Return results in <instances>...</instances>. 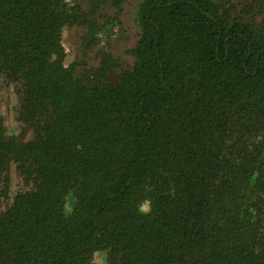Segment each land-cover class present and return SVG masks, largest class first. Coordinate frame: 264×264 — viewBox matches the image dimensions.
Listing matches in <instances>:
<instances>
[{
  "label": "trees",
  "instance_id": "1",
  "mask_svg": "<svg viewBox=\"0 0 264 264\" xmlns=\"http://www.w3.org/2000/svg\"><path fill=\"white\" fill-rule=\"evenodd\" d=\"M126 1L0 0V264H264V0Z\"/></svg>",
  "mask_w": 264,
  "mask_h": 264
},
{
  "label": "rangeland",
  "instance_id": "2",
  "mask_svg": "<svg viewBox=\"0 0 264 264\" xmlns=\"http://www.w3.org/2000/svg\"><path fill=\"white\" fill-rule=\"evenodd\" d=\"M140 0H129V3L126 1L125 11L123 13L122 22L123 25L121 29L117 28L118 31L111 38V46L112 50L115 53V56L121 61L123 65H130L132 63V58L127 52L131 47H133L137 40L138 34L140 31L139 24L136 20V6ZM114 31V30H113ZM76 30L67 31L65 33L66 40L65 43L68 46L69 50L72 51L70 53V61L74 58L77 53L76 47L72 44V35H77ZM7 85L0 81V114L4 117V123L8 127L9 134H15L18 131V124L13 115V107L15 105V97L11 91L6 87ZM12 90V88L10 89ZM20 189L19 183L16 184ZM16 193H10V199L15 196ZM100 264H107L105 261V257H100Z\"/></svg>",
  "mask_w": 264,
  "mask_h": 264
},
{
  "label": "water",
  "instance_id": "3",
  "mask_svg": "<svg viewBox=\"0 0 264 264\" xmlns=\"http://www.w3.org/2000/svg\"><path fill=\"white\" fill-rule=\"evenodd\" d=\"M264 164V151L262 153V156L260 157V160H259V163H258V166L256 168V171H255V174H254V177H253V182L255 183V180L257 179L259 173H260V170L262 168Z\"/></svg>",
  "mask_w": 264,
  "mask_h": 264
}]
</instances>
